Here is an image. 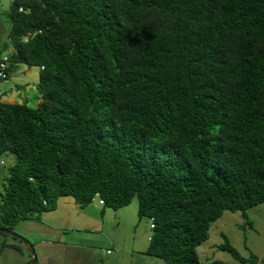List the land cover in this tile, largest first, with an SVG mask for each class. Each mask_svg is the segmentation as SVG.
I'll return each mask as SVG.
<instances>
[{"label": "trees", "instance_id": "trees-1", "mask_svg": "<svg viewBox=\"0 0 264 264\" xmlns=\"http://www.w3.org/2000/svg\"><path fill=\"white\" fill-rule=\"evenodd\" d=\"M9 17L10 66L44 69L36 107L0 102V226L63 196L137 198L147 254L223 264L197 250L212 223L264 202V0H13Z\"/></svg>", "mask_w": 264, "mask_h": 264}, {"label": "rangeland", "instance_id": "rangeland-1", "mask_svg": "<svg viewBox=\"0 0 264 264\" xmlns=\"http://www.w3.org/2000/svg\"><path fill=\"white\" fill-rule=\"evenodd\" d=\"M12 1L0 0L1 57L10 55L13 52V47L8 37L11 27L9 9ZM5 43L9 47L5 48ZM26 70H28L27 74L24 73ZM40 73V66L14 63L10 77L0 80V96L6 92L0 98V102L6 99L24 103L22 98L27 95L29 97V105L36 107L38 105L37 97H40L37 89ZM11 94L14 95L13 99H10ZM2 157L5 164L0 165V218L5 184L10 176L11 166L16 163V156L13 154H6ZM2 157H0V160ZM68 197H65L61 202L58 200L57 205L60 202L62 208L58 209L57 212L54 211L53 213L52 211L49 215L36 213L33 216L10 224V229L27 237L34 244L38 259H40L46 249L50 260H52V257L59 259L62 255V264H112L110 261L115 262V264H165L162 258L150 256L145 252V248H148L150 242L149 237L153 235L154 229L151 227L152 221L149 217L141 218L138 215L137 198L130 205L121 209L115 210L111 208L105 218V224L102 226L98 223L102 215L96 212V209L98 210L100 206V200L96 197L92 202L93 205L88 210H84V212L83 210H76L75 213L80 212L82 213L81 217L85 216L89 222L98 224L91 227L80 226L82 231L72 232L74 229L68 226L75 222H66L60 219L61 213L73 211L69 210L67 204L75 205L73 202L74 198L72 196ZM247 214L249 219L243 217L241 211L231 212L226 210L217 221L212 223L209 230V239L197 247L203 263L220 260L223 264H253L252 262H241L228 251L221 249L220 246L228 240L242 256L251 258L253 254L259 258V262L256 264H264V261H262L264 258V202L249 208ZM41 219H45L54 227L43 224L44 221ZM30 221H32V224L29 223ZM0 224L3 225V221L0 220ZM61 237H67L66 240L77 237L79 243L75 241L77 244L74 247L49 244L47 245L48 248H44L43 245H36L42 239L51 240L54 243L63 242L60 241ZM0 243L18 246L21 249L20 252L24 253L28 258L23 264L32 259L28 247L16 237L0 232ZM108 249L112 250V255L107 254ZM19 257H21V254L9 246L2 253L4 262H8V264L13 259L16 261Z\"/></svg>", "mask_w": 264, "mask_h": 264}, {"label": "crops", "instance_id": "crops-1", "mask_svg": "<svg viewBox=\"0 0 264 264\" xmlns=\"http://www.w3.org/2000/svg\"><path fill=\"white\" fill-rule=\"evenodd\" d=\"M12 67H13V65H11L10 66V74H11V72H12ZM24 73L25 74H27L28 73V70H26V71H24ZM10 74H9V77H10ZM8 77V78H9ZM38 83V82H37ZM5 93L6 92H4L3 94H2V96L3 95H5ZM2 96H0V98L2 97ZM14 98V95L13 94H11V96H10V99H13ZM38 98V97H37ZM22 99H24L23 101L24 102H28L29 103V97L27 96V95H25V98H22ZM41 97L40 98H38V104L41 102ZM2 102H14V101H11V100H2ZM65 197H67V198H69L68 196H63V197H61L60 199H59V201L61 202L62 200H64L65 199ZM98 199L100 200V198L98 197ZM59 202V204L57 205V208L55 209V210H53V213H54V211L55 212H57L58 211V209H61L62 207H61V203ZM73 202L75 203V205H70L69 203L67 204V206H68V208H69V210L71 209V210H73V211H68L67 213H61V217H60V219L62 220H64V221H66V222H75V223H71V225L70 226H68V227H71V228H73L74 230H72V232L73 231H82V229H80L81 227L80 226H82V227H91L92 225H94V226H96L98 223H100V225H102V226H104V224H105V218L108 216V213H109V210H111V208H104V204H101L100 203V206L98 207V210L96 209V212H99V213H101V215H102V218H100V220L98 221V223H91V222H89L86 218H85V216L84 217H81V214L82 213H75L76 212V210L78 211V210H83V212H84V210H88V208H90V206L91 205H93V203H91L89 206H87V207H85V208H83V207H81V205L80 204H77L76 203V201L73 199ZM95 208V207H94ZM52 211H49V212H45L47 215H49V213H51ZM138 212V211H137ZM138 215H139V213H138ZM42 221H44L43 222V224H45V225H48L49 227L50 226H53L54 227V225H52V224H50V223H48L45 219H41ZM87 220V221H86ZM120 220V219H119ZM133 220V219H132ZM121 221V220H120ZM30 224H32V221H30L29 222ZM118 223H120V222H118ZM73 225V226H72ZM62 229V228H61ZM67 238V237H66ZM66 238L65 237H61V239H60V241H63V242H59V243H54V242H52L51 240H45V239H42V240H40L39 242H37L36 243V245H43L44 246V248H48V246L47 245H49V244H51V245H53V246H72V247H74V246H76V244L77 243H79L78 242V238L77 237H72V238H68L69 240H66ZM150 238H151V236L149 237V241H150ZM65 241V242H64ZM77 243H76V242ZM64 244V245H63ZM149 244H150V242H149ZM12 245H14V246H12ZM12 245H3L2 243H0V250H2L1 252L3 253L5 250H6V248H7V246H9L10 248H13V249H15L17 252H19L20 254H21V257H19L16 261H14L15 259H13V261L10 263V264H23L25 261H27L26 259H28L27 258V256L24 254V253H22V252H20L21 251V249L18 247V246H16L15 244H12ZM80 245V244H79ZM148 247H149V245H148ZM53 248V247H52ZM90 249V248H89ZM148 248H145V252H146V250H147ZM109 251V249L107 250V252ZM112 251V250H111ZM0 252V264H8V262L7 263H5L4 262V259L2 258V253ZM43 253L44 254H40L41 256H40V259H39V264H62L61 263V261H62V255L60 256L61 258H59V259H57V258H53L52 257V260H50L49 259V256H48V251L45 249L44 251H43ZM108 255H112L113 253L111 252V253H107ZM58 255V254H57ZM93 256V255H92ZM112 264H115V262H112V261H110Z\"/></svg>", "mask_w": 264, "mask_h": 264}, {"label": "water", "instance_id": "water-1", "mask_svg": "<svg viewBox=\"0 0 264 264\" xmlns=\"http://www.w3.org/2000/svg\"><path fill=\"white\" fill-rule=\"evenodd\" d=\"M0 232L4 233V234H8V235L13 236V237H16L17 239L21 240L28 247V249L32 255V259L25 264H37L38 263L39 259H38V255L36 253L35 246L27 237H24V236L16 233L14 230H12L10 228L2 227V226H0Z\"/></svg>", "mask_w": 264, "mask_h": 264}, {"label": "built area", "instance_id": "built-area-1", "mask_svg": "<svg viewBox=\"0 0 264 264\" xmlns=\"http://www.w3.org/2000/svg\"><path fill=\"white\" fill-rule=\"evenodd\" d=\"M20 11H26L23 8L20 9ZM41 69H44V66L41 67ZM10 74V56L6 55L4 57L0 58V80L7 79ZM5 161L3 157L0 160V165H4ZM100 203L104 204V200L100 198ZM152 224L151 227H154V221L151 219ZM112 251L109 250L107 253H111Z\"/></svg>", "mask_w": 264, "mask_h": 264}, {"label": "flooded vegetation", "instance_id": "flooded-vegetation-1", "mask_svg": "<svg viewBox=\"0 0 264 264\" xmlns=\"http://www.w3.org/2000/svg\"><path fill=\"white\" fill-rule=\"evenodd\" d=\"M2 201H3V197H2Z\"/></svg>", "mask_w": 264, "mask_h": 264}]
</instances>
